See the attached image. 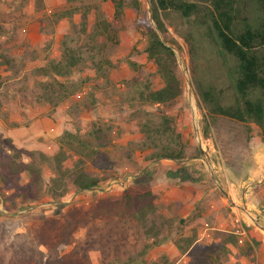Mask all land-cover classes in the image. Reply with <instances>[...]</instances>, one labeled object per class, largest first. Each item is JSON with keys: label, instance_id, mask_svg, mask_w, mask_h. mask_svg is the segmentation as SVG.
<instances>
[{"label": "trees", "instance_id": "obj_1", "mask_svg": "<svg viewBox=\"0 0 264 264\" xmlns=\"http://www.w3.org/2000/svg\"><path fill=\"white\" fill-rule=\"evenodd\" d=\"M110 2L113 9L110 19L93 2V29L108 31L113 26L112 21H117L125 7H130L137 15L135 27L146 38L144 55L154 65L161 82L159 87H152L153 73L143 72L144 81L139 80L131 87L133 93L127 99L129 107L132 102L156 107H170L177 103L182 86L176 72L175 53L166 44L180 48L175 34L187 44L191 84L202 111L203 138H209L211 129L224 118L240 124H255L264 142V0H149L150 14L141 10L140 0ZM36 3L39 8L42 6V0H36ZM66 13L61 11L54 16L61 18ZM105 37V47L97 56L87 50L85 54L77 41L71 45L68 39L61 38L58 58H50L31 70V74L40 77L34 86L20 85L9 74L0 75V120L7 122L12 111L10 106L14 105L20 108L32 104L56 107L63 98L73 96L82 86L88 87V95L81 102L76 100V105L82 103L87 110L92 109L96 93L110 83L109 74L113 67L109 56L116 41ZM8 42L0 41V66L5 65V70L15 75L23 70V66H15L6 49ZM85 55L93 73L72 80V70L86 64ZM129 64L136 67L133 62ZM16 124L13 121L9 125ZM135 130L142 137L140 144L152 148L151 159L180 161L185 157L182 134L166 113L158 114L157 121L153 118L140 121ZM104 134L105 130L98 126L93 128V123L83 133L78 128L63 130L57 138V148L51 154L38 149L16 148L11 138L6 137L9 147L0 144V202L3 207L21 210L43 202L69 207L61 202L69 185L77 191L94 190L103 182L115 179V170L111 171L108 164L94 163L97 171L85 167L88 162L93 166L92 153L96 152V146L102 145ZM195 154L199 155L198 148ZM70 158L72 160L66 164ZM23 174L26 176L24 182ZM146 176L147 172L133 177L132 184L152 179ZM180 180L197 184L203 178ZM156 198L150 188L127 186L119 194L97 196L84 210L69 207V222L63 216L61 226L62 232H68L64 241L69 243L78 228L89 221L103 220L98 225L104 232H100L99 226L91 228L90 231H96V237L91 235L81 241V252L73 249V258L61 259L59 264H92L88 251L95 243L112 253L111 258L108 252L100 258L99 262L106 264H153L149 263V248L164 241L174 242L185 253L188 258L185 264H221L219 258L228 254L229 245L244 255H249L253 246L258 245L254 236L240 240L239 233L230 230H213L209 244L197 241L195 234L182 236L179 233L178 236L177 232L199 217L201 211L193 212L187 220L179 218L176 221L163 214ZM200 203L198 200L196 204ZM42 223L47 224L43 231H53L48 221ZM243 226L250 230V226ZM113 234L118 236L117 240H110ZM129 237L131 241H128ZM121 246L128 247L124 251L125 261L117 256Z\"/></svg>", "mask_w": 264, "mask_h": 264}, {"label": "rangeland", "instance_id": "obj_2", "mask_svg": "<svg viewBox=\"0 0 264 264\" xmlns=\"http://www.w3.org/2000/svg\"><path fill=\"white\" fill-rule=\"evenodd\" d=\"M93 2L98 4L108 19L111 18L113 9L110 0H43V6L39 10L34 8V0H0V33H4V37H11L8 40V54L13 57L15 66H23V70L15 75L5 70V65L0 66V75L9 74L13 80L20 82V85L34 86L40 77L31 74V70L46 63L50 58H58L59 43L63 37L68 39L71 45L77 41L84 52L90 51L94 56L104 49L105 36L116 41L109 56L113 63L109 74L110 83L96 93L93 108L87 110L82 103L76 105V100L81 102L86 99L87 86H82L73 96L63 98L56 106L64 121L68 123L67 130L78 128L83 133L92 123L93 128L98 126L105 130L102 145L96 146V152L92 153L93 166L88 162L85 167L97 171L94 163L108 164L111 171L115 170L116 178L103 182L94 190L77 191L69 185L61 202L67 203L69 207L84 210L97 196L116 195L127 186L150 188L156 193L157 205L163 214L174 217L176 221L179 218L187 220L193 212L201 211L194 221L188 223L181 231L178 229V236L195 234L198 241L205 244L210 243L215 229L238 232L240 240L254 236L258 245L253 246L252 252L245 256V261L236 259L237 250L229 249L226 256L219 258V262L264 264V230L254 224L257 222L258 225L264 226V177L259 182L257 179L246 180L250 169L256 165L255 153H262V150H257L263 145L258 127L253 123L240 124L221 118L211 129L210 137L203 138L200 125L202 111L191 84L187 44L175 34L180 48L171 46L175 48L176 72L182 86V94L177 103L170 107H156L132 102L129 107L127 99L132 96L131 87L139 80L144 81L143 72L153 73L152 87L161 85L154 65L146 59L143 52L146 38L135 27L137 15L130 7H125L124 13L117 21L110 22L113 26L108 31L94 30ZM140 3L141 10L150 14L149 0H140ZM61 11L67 12L66 15L55 18L54 14ZM169 30L172 32L171 27ZM129 62H133L136 67ZM92 73L90 60L86 57V64L73 69L70 77L72 80H79ZM88 100H91V97ZM23 106L25 107L10 106L12 111L7 122L0 120L2 147H9L5 138L8 137L7 128H11L10 122L23 124L32 112L42 110V114H52L56 108L43 104ZM146 111L152 115L146 114ZM161 112L172 118L175 128L182 134L185 157L180 161L151 159L152 148L140 144L142 137L135 130V125L148 118L157 121ZM50 131L51 129L48 130L49 133ZM58 137L59 135L51 138L47 134L41 136L45 143L44 152L51 154L56 150ZM196 148L199 150L198 156L195 154ZM71 160L72 158L68 159L66 164ZM145 172L146 177L152 179L132 184L133 177ZM46 174L49 175V171H46ZM180 178L203 180L195 184L189 180L181 181ZM245 180L251 182L250 185L254 188L250 195L244 194L246 189L242 182ZM22 181H26L25 174ZM245 188L248 189L249 186ZM195 196L200 198V205H197V202L192 203ZM251 198L256 201L253 203L255 206L251 204ZM69 207H57L43 202L30 208L10 210L5 209L0 202V264H59L61 259L73 258V249L80 253L81 241L91 235L96 237V231L90 230L94 226L101 228L98 224H102L103 220L83 224L68 243L64 241L68 232H62L61 226L63 216L65 221L69 222ZM43 221H48L53 231H43V228L47 229V224L42 223ZM243 225L250 226V230L247 231ZM101 230L104 229H100V232H104ZM247 232H250V235L247 236ZM117 238L118 236L113 234L110 240ZM129 240L132 238L129 237ZM127 250L128 247H120L117 252L119 260L125 261L124 251ZM109 251L95 243L94 248L88 251L89 260L92 264H106L100 263L99 260L107 252L111 258L112 253ZM149 252V263L153 264H185L188 260L174 242L171 244L164 241L157 246H151Z\"/></svg>", "mask_w": 264, "mask_h": 264}, {"label": "crops", "instance_id": "obj_3", "mask_svg": "<svg viewBox=\"0 0 264 264\" xmlns=\"http://www.w3.org/2000/svg\"><path fill=\"white\" fill-rule=\"evenodd\" d=\"M34 8L36 10H39L42 8L43 6V0H42V6L39 8V6L36 3V0H34ZM19 12L20 9H19ZM2 23V22H0ZM2 32V31H1ZM5 34L3 33V35H1L0 33V41L4 42L5 40H10L11 37L7 36L4 37ZM9 45V42L7 44V47ZM9 50V47L6 48ZM4 66V65H3ZM47 107V106H46ZM23 114V113H22ZM18 115H20L18 113ZM24 116V114H23ZM20 117V116H19ZM25 120L27 122L20 124L19 122H17L16 125L11 126V128H7V134L8 137L11 138V141L13 143V145L16 148H24V149H38L41 151L45 150V143L41 140V136L44 134L49 135V137H56L58 135H60V133L67 129V124L61 113L59 108H55V110H53L52 114H42V110L39 112H35V113H31L28 118ZM54 128H51V127ZM7 127V126H6ZM50 133L48 132V130H50ZM263 145L259 146L257 150H262V153L256 152L254 155V163H256V165H253V168L250 169V175L247 176L246 180H250V179H257L256 181L259 182V180L261 178L264 177V143L261 142ZM243 181L242 183L245 185L243 186L245 190V195H250V193H252L254 190V188L250 185L251 182L248 181ZM254 181V180H253ZM250 188H245L248 187ZM249 191V192H248ZM251 197V196H250ZM200 198H197V196H195L192 200V203H195L199 200ZM253 203H256L255 200H253V198H251V204L253 206H255ZM189 214V213H188ZM257 239V238H256ZM198 241V239H196ZM166 243H173L172 241H167ZM242 245H240L241 247ZM229 249H235L238 251V256L236 257V259H239L240 261H245V259H247V257H245L246 255L241 254L240 251L238 250V248L233 247V246H228Z\"/></svg>", "mask_w": 264, "mask_h": 264}, {"label": "water", "instance_id": "obj_4", "mask_svg": "<svg viewBox=\"0 0 264 264\" xmlns=\"http://www.w3.org/2000/svg\"><path fill=\"white\" fill-rule=\"evenodd\" d=\"M166 44H167L168 46H170V47L172 48L173 51L175 50V48H174L173 46H171V45L168 44V43H166ZM199 149H200V151H201V153H202V150H201L200 145H199ZM254 224L257 225L260 229L264 230V226H260V225H258L257 222H254Z\"/></svg>", "mask_w": 264, "mask_h": 264}]
</instances>
